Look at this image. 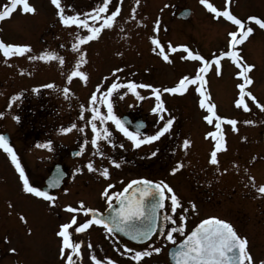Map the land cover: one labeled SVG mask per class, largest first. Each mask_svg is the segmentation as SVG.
Returning <instances> with one entry per match:
<instances>
[{
    "label": "rangeland",
    "instance_id": "1",
    "mask_svg": "<svg viewBox=\"0 0 264 264\" xmlns=\"http://www.w3.org/2000/svg\"><path fill=\"white\" fill-rule=\"evenodd\" d=\"M100 2L101 0H62V6L71 5L70 10L66 9L71 14V12H87ZM116 2L117 0H113V5ZM209 2L219 9H223L225 5V0H209ZM9 3L10 0H0V7ZM30 3L36 6L37 13L23 14L17 10L11 18L0 21V39L5 42L30 44L32 46L31 55H38L45 49L56 51L65 57V64L61 66L55 60L30 61L27 59L29 54L6 59L0 52V112L4 113L0 117V133H9L10 145L20 158L30 182L36 184L48 174L46 165L55 159L56 153L63 154L66 146L69 151L77 147L75 142L79 137L87 138L89 144L79 159L69 156L64 160L71 174L65 181L64 187L54 192L57 196L54 207L41 198L23 192L19 173L12 164L10 156L0 148V264H64L59 254L60 238L56 235L58 226L72 215L63 211L64 206L67 204L77 206L78 201L83 200L87 206L98 208V195L109 183L117 184L120 189L129 178L150 176L151 172L142 170L139 165L120 161L121 166L114 168L116 176L111 175L109 178H104L99 172L90 173L85 167L87 162L93 158L94 152L90 143L93 135L90 127L85 129L84 134L76 129L68 133L56 134L57 131H51L52 128L60 130L62 127L69 126L68 122L72 120L78 127L83 126L90 112L85 111L84 120H80L78 115L75 119V112L80 111L79 106L82 104L88 106L89 97L97 84L107 85L112 82L114 77L110 76V73L114 68H123L122 72L117 73L121 81L130 79L162 87L172 86L181 75L195 72L198 62L181 61L179 59L181 53L170 54L174 62L169 64L151 51L152 45L149 37L153 34L152 29L157 18L161 20V30L158 36L162 43L170 41L173 45L186 44L206 58L212 53L219 54L221 49H225L227 32L235 30V26L223 18L213 19V15L200 4L199 0H140L138 7L136 0H123L121 14L114 27L105 29L98 40L83 46L87 51V63L81 70L89 74V79L85 84L79 78H73L71 82L67 80V75L73 70L77 59V54L71 49V44L78 32L76 27L69 28L60 23L56 16L57 10L50 0H30ZM133 7H137L136 17L130 19ZM186 7L191 8L190 18L178 19L176 15ZM229 7L235 15L242 19H246L249 15L264 18V0H232ZM249 26L254 28V33L240 46L241 54L248 63L256 66L251 73L254 83L249 90L261 102H264V33L252 22H249ZM80 34L83 35L86 32H80ZM60 45L64 47L61 48ZM117 53H122V55ZM221 63L222 76L218 77L214 70L206 75L207 88L217 104L218 114L235 117L242 113L241 120L256 121L253 125H245L244 132L247 139L244 142V154L241 159L244 170L242 174L245 176L237 185L240 193L233 190L234 186L226 181V176L221 177V183L216 182L220 180L219 176H213L215 192L209 197V201L198 197L199 193L190 190L193 187L189 177H178L177 174L171 173L170 168L166 170L168 175L165 182L179 197L189 199L186 202L181 200L184 208H189V201L197 205L195 211L189 208L186 213L184 235L204 218L216 216L229 221L241 219L242 235L248 238L253 257L257 260L264 259V196L258 194L251 186L253 181H250V177L254 178L257 187L264 184V112L257 109L251 102H249L251 112L243 110L241 112V110L232 108L231 101L237 98L236 85L241 82L235 76L238 68L228 58L223 59ZM105 76L109 77L107 81L102 79ZM47 84H53L54 87H44ZM65 87L70 89L67 95L62 91ZM34 89L39 90L34 91ZM138 91L146 97L144 102L137 100L131 93L123 99L114 93L113 102L124 104L125 108L130 103L131 105L145 103L149 107L155 104V98L149 96L148 90L138 89ZM16 95L19 99L12 101L11 98ZM163 98L170 113L176 117V121L182 123L185 129L202 122L203 116L207 114L196 106L199 96L194 87H190L189 92L181 98L168 94H163ZM10 104L11 107H9ZM71 111L74 113H70ZM49 112H52L55 118L51 117ZM68 115L70 116L67 117ZM17 116L19 120L15 119ZM36 122L44 125H39L42 128L39 127L38 130ZM111 125L108 123L109 128ZM189 130L188 128L187 131ZM38 131L44 132V136L60 137L61 142L65 144V146L61 145L63 150L59 151V147L57 148L55 144L56 140L51 149L38 147L34 141L30 140ZM173 136L172 129L170 142ZM167 137L170 135L167 134ZM123 142L126 148L132 145L127 138ZM100 144L105 154L112 153L107 142L101 141ZM133 149L135 151V148ZM138 150L141 152L144 147ZM85 159L88 160L85 161ZM103 160H97L94 163L95 166L99 169L100 164L108 165L109 171L112 172L113 167L110 161L104 158ZM77 168L84 170L77 173L75 171ZM234 184L236 185L237 182ZM64 189H67V192ZM238 194L244 196L239 197ZM204 196L205 194H202V197ZM166 203V211H168V202ZM10 204L11 207H9ZM179 212L180 209L177 210L178 214ZM21 215L26 218L27 224L21 221ZM78 217L85 219L82 214ZM179 223L181 221L177 218V224ZM239 227L241 228L240 225ZM28 228L32 229L31 234L28 233ZM84 235L81 234L79 239L85 238L86 234ZM174 235L177 241L184 236L179 233H174ZM156 238L157 236L154 237ZM85 239L83 243L87 242ZM158 239L155 247L165 244L163 237ZM97 241V245H93V241L88 242L92 248L85 247H88V250L83 252L82 260H78V264H93L90 259L93 253L101 260L106 257L114 259L112 241L102 238ZM170 246L172 244L167 243L160 254L145 258L147 264H171L168 259ZM12 248L16 249L15 253L9 251ZM117 256H120V252ZM127 258L121 257L120 259Z\"/></svg>",
    "mask_w": 264,
    "mask_h": 264
},
{
    "label": "snow or ice",
    "instance_id": "2",
    "mask_svg": "<svg viewBox=\"0 0 264 264\" xmlns=\"http://www.w3.org/2000/svg\"><path fill=\"white\" fill-rule=\"evenodd\" d=\"M50 2L57 10L56 16L60 23L69 28L75 26L78 30L77 35L74 37V42L71 44V49L77 54V59L73 70L67 75V80L71 82L73 78H79L87 84L89 74L81 70L83 65L87 63V51L86 47L83 46H86L89 42L98 40L105 29H112L114 27L117 18L121 14L123 0H117L114 5L113 0H101L97 6L92 7L87 12H71V14L68 11L71 9V5L62 6V0H50ZM199 2L213 15V19L219 20L223 18L235 26V30L227 32L226 50L221 49L219 54L212 53L210 57L206 58L200 52L193 51L186 44L173 45L170 41L162 43L158 36L161 30V20L157 18L152 29L153 34L149 37L152 45L151 51L169 64L174 62L170 54L181 53L179 55L181 61L198 62L195 72L192 74L185 73L180 76L174 85L162 87L130 79L121 81L117 73L122 72L123 68H114L110 73V76L114 77L112 82L107 85L97 84L89 97L88 106L86 107L83 104L79 106L80 120H84L85 111L90 112V116L85 124L78 127L73 122L67 127H62L60 131L68 133L76 129L81 134H84L85 129L90 127L93 134L90 141L94 149L93 154L104 157L105 153L102 150L101 141L107 142L112 147H124L122 143L117 145L113 141L114 131L108 127V123L111 122L114 125V130H118L123 137L131 141L133 148L139 149L142 145L152 144L165 136V134L170 135L172 132L176 117L166 107L163 94L185 95L189 92L190 87H194L199 96L198 105L200 109L207 113L203 116V120L212 128V130L205 133V139H210L213 144L208 162L211 165H218V154L227 151V138L224 125L227 124L233 132L238 133L239 128L237 125L241 121L218 114L217 104L213 101L211 93L207 88L208 80L206 79V75L214 70L218 77L222 76L223 66L221 61L228 58L238 68L235 76L241 81L236 85L238 96L234 100L235 107L245 112H251L252 109L249 103L251 102L257 109L264 112V102H261L249 90L250 86L254 83L251 73L256 66L245 60L241 54L242 48L240 47L254 33V28L249 26V22H254L260 29L264 30V18L258 15H249L246 19L238 17L229 7L232 0H225L223 9L217 8L209 0H199ZM139 5L140 0H136V6L138 7ZM137 7L131 9L130 19H135ZM17 10H20L23 14L37 13L36 6L30 3V0H10L8 5L0 7V21L11 18ZM80 32H86V34L81 35ZM60 47L64 46L60 45ZM0 52H2L6 59L13 56L23 57L25 54H29L27 55V59L30 61L40 60L50 62L55 60L61 66L65 64V57L59 55L56 51L45 49L38 55H31L32 46L27 43L5 42L3 39H0ZM117 54L122 55V53ZM102 79L107 81L109 77L105 76ZM44 87L52 88L54 85L47 84ZM121 89H126V91L120 92L119 90ZM138 89L148 90L149 96L155 98V104L150 111L157 116L156 125L158 128L150 135H145L141 132L142 123L138 124L135 130H131L129 126H126L127 122L114 111L112 99L114 93L120 99L131 93L137 100H145L146 97L141 95ZM38 90L34 89V91ZM57 90L59 91L60 89ZM62 91L67 95L70 89L65 87ZM11 99L12 101H16L19 99V96H13ZM102 106L106 111L101 110ZM9 107H11V104ZM3 115L4 113L0 112V117ZM15 119L19 120L20 118L17 116ZM242 123L244 125H253L256 121L245 119ZM242 139L246 140L247 137H242ZM88 144L89 140L85 138L80 145V151L74 153V155H82ZM191 144L192 141L185 138L180 147L187 151ZM37 146L51 149L52 141L48 140ZM0 148L10 156L12 164L19 173L23 192L41 198L54 207L57 196L48 189L59 187L61 182L60 176L63 173L50 178L46 188L35 186L34 183L30 182L29 176L25 173L20 158L10 145L8 138L2 133H0ZM158 151L159 149L151 151L149 155L155 157ZM108 160L116 168L121 166L120 161L111 156H108ZM183 166V162L177 161L176 166L171 168V173L175 174ZM85 167L90 173L99 172L104 178L110 177L108 167L98 169L92 160H89ZM83 170L82 168H77L75 171L79 173ZM217 171H219V168H217ZM223 171L227 172L228 169L225 168ZM250 181H253L251 186L258 194L264 196V184L257 187L254 183V178L250 177ZM114 188L115 185L109 183L101 192V196L106 201L107 209L110 210L107 215L100 212L99 209L87 206L83 200L78 201L77 206L71 204L64 206L63 211L72 214L71 219L68 222L60 224L56 232L57 237L60 238L59 254L61 259L64 260V264H78V260H82L81 247L83 241L77 242L74 240L73 234L83 233L94 225L102 227L107 235L116 237L117 239L119 233H124L134 241H150L157 234L163 237L165 244L159 247L149 246L137 250L125 245L123 252L119 248L116 249L117 252L128 257L134 264H142L145 258H150L153 254H160L167 243L174 245L169 253L174 264H264V259L257 260L253 257L248 238L239 235L229 221L216 216L202 220L199 225L184 236V239L177 243L174 233L184 235V221L187 220L186 213L189 208L195 211L197 205L195 202L189 201V208H184L180 197L166 182H154L140 178L131 180L120 191H115L113 190ZM64 191L67 192V189H64ZM114 201H118L117 206H114ZM166 201L168 202V211H163L166 207ZM9 207H11V204ZM178 209H180L179 214L177 213ZM81 214L85 219L83 222L78 223L77 217ZM177 218L181 223L177 224ZM20 219L27 224V220L23 215L20 216ZM165 222L171 223L166 224ZM27 231L31 234L32 229L28 228ZM88 247L91 249L92 245L89 243ZM9 251L15 253L16 249L12 248ZM90 259L93 264H118L117 260L110 257L101 260L94 253L91 254Z\"/></svg>",
    "mask_w": 264,
    "mask_h": 264
},
{
    "label": "flooded vegetation",
    "instance_id": "3",
    "mask_svg": "<svg viewBox=\"0 0 264 264\" xmlns=\"http://www.w3.org/2000/svg\"><path fill=\"white\" fill-rule=\"evenodd\" d=\"M119 91L123 92L122 89ZM236 91H237V96H238V90H236ZM141 95H143V94H141ZM176 96L181 98L183 95H176ZM234 100L235 99H233L231 101L232 108H235L238 111L241 110V112H242V109L235 107ZM180 101L181 100H179V102ZM143 102H144V100H143ZM124 106H125L124 104L121 105V104H117L114 102V111L121 118L125 117V119H123V120L127 122L126 126H129L131 130H135L136 127H134V126H136V124L139 122L143 124L140 130L145 135L153 134L157 130V128H158V126L156 125L157 116L155 114L151 113V111H150L151 108L154 106V104L151 107H149L148 104H145V103H138L135 105H131V103H130V105H128V107H126V108ZM196 106H197V108H200L198 103L196 104ZM77 108H78V106H77ZM101 110L106 111V109L103 106L101 107ZM72 112L73 111H71L70 113H72ZM75 113H76L75 119H76V115H78V118H79L80 111H78V112L76 111ZM49 114L51 117H54L52 112L51 113L49 112ZM70 115H68L67 117H69ZM229 118H236V119H238V121H241V123H239L237 125L239 128V132L238 133L233 132L231 130L230 126H228L227 124L224 125V130H225L226 138H227V151H224V152H221L218 154V160H219L218 165H211L208 162L209 161V154H210V151L212 149L213 144H212V141L210 139H205V133L212 130V128L204 120H202V122H198L196 125L189 123L193 126L187 127V129H185V127L182 126L181 122L175 121L174 128H173L174 136H173L171 142H170L171 134H170V137H167V134H165V136L161 137L158 141H155L152 144L142 145L141 147H144V150L141 152H139V150L136 148H135V151L133 148H130L132 145H130V147L128 146V148H126L125 144L123 142L125 137H123V135L121 133H119L118 130H114V125L111 122H109L112 124L110 129H112L114 131V135L112 137L113 141L117 145L122 143L124 145V147L119 148L118 146L112 147L111 145H109L111 150H112V153L105 154L104 157L92 154L93 158L91 160L95 163L97 160L104 161L103 158L108 160V156H111L118 161H121L123 163L126 162V163H130V164L139 165V166H141L142 170L151 172V174L149 173L150 176L143 175V176H137V177L129 178L126 181V183L124 185H122V187L120 189H118V185L115 184V188L113 189L115 191L122 190L123 187H125L128 182H130L131 180H134V179L144 178V179L152 180L154 182L155 181H164L165 182L166 177L168 175L166 173L167 168H170V170H171V168L176 166L177 161H181V162H183L184 166L179 171H177L175 174H177L178 177L179 176L189 177V180L191 182V186L193 187V189H190V190L194 191L196 193H199L198 197L203 198V199L205 198V200L209 201V197L214 195V192H215L213 189L215 186V184L213 182V176L214 175L220 177V180L216 181L217 183L218 182L221 183L220 182V181H222L221 177L226 176V178H225L226 181L234 186L233 190H235L237 193H240L238 188H237V185L240 184L242 177L245 176L244 174H242V172L244 170L242 169L243 161H241L242 155L244 154V142L246 141V140L242 139V137H245V132H244L245 125L242 123L243 120H241L243 118L242 113H239L235 117H229ZM72 121L68 122V123L71 124V123H73ZM35 124H36V128H38V130L40 128H42L39 125H41V126L44 125V124L39 123V122H36ZM188 128L190 129L189 131H187ZM56 129L57 130H54L52 128L51 131H53V132L57 131L56 134L61 132L60 130H58V128H56ZM51 131H49V132H51ZM43 134H44V132L41 133L40 131H38L37 134H35V136H32L30 140L34 141L37 145L40 143H44L48 140H51L52 144H54V141L56 140L55 144L57 145V148L59 147V151L63 150L61 145L65 146V144L61 142L60 137H58V136L57 137H55V136L49 137V136H44ZM185 138L190 139L192 141V144L187 151H185L184 149H182L180 147V145L182 144V141ZM84 139H85L84 136L79 137L77 139V141L75 142L78 146L75 144L77 147H75L74 149L69 151L68 146H66V147H64L65 152L63 154L56 153L55 159H52L51 163H48L46 165V167H47L46 169H47V173H48L46 175V177L51 173V171L54 169V167L57 164H61L62 168L65 169V171H67V174H68L64 180V185H65V181L67 179H69L71 171H70L68 164L65 163L64 160L66 158L68 159L69 156H71V158H73L72 157V151L73 150H79L80 151V145L82 144ZM156 149H159L157 155L155 157H151L149 155V153L151 151L156 150ZM80 156H82V155H79V156L74 157V158L79 159ZM86 160H88V159H85V161ZM104 166H105V164H100L99 169H102ZM105 167H108V165H106ZM112 167H113V169H112V172H110V176L111 175L116 176L115 175L116 173L114 171V168H116V167H114V166H112ZM155 167H156V169H155ZM217 168H219V171H217ZM225 168L228 169L227 172L223 171ZM131 171H133V169H131ZM46 177H44L43 180L40 181L39 183H37V184L34 183V185L44 188L46 186V182H45ZM178 182H180V181H178ZM235 182H237L236 185L234 184ZM64 185L61 188H63ZM60 189H58V190H60ZM51 192L54 193L55 191H51ZM202 194H205V196L202 197ZM207 194H211V195L207 196ZM231 196H233V195H231ZM237 196L243 197L244 195L240 196V194H238ZM227 198H229V197H227ZM180 199L182 200V202L183 201L186 202L189 200L188 198H186L187 200H185V198H183L182 196H180ZM98 200H99V207L96 209H99L100 212L104 213L107 209L106 201L101 196V194L98 195ZM166 202H165V204L167 205ZM166 210L167 209L165 207V209L163 211H166ZM70 219L71 218H69L66 222H68ZM83 220L84 219H82V217H77L78 223L83 222ZM227 221H229V220H227ZM234 221L231 220L229 222L234 226V228L237 230L238 234L243 236L242 235L243 225L241 223V219L239 221H235V222ZM165 223L170 224L171 222H165ZM239 225L241 226V228L239 227ZM81 234L83 236H85L84 234H86V237H85L86 239L85 238L79 239ZM156 236H157L156 239L153 238L150 242H148L146 244L139 245V244L132 243L131 241L125 239L124 237H122L120 235H118V239L116 237L109 236L105 233V231L103 230L102 227L95 226V225L83 233H74L73 234V238L77 242L83 241L84 239L87 240L86 243L82 244V247H81L82 255H83L84 251L88 250V247L85 248L86 246H88V242L93 241L92 244L97 245L98 244L97 240L100 238L105 239V240L110 239L112 241V246L114 249V254H113L114 259L118 261V264H134V262L131 261L130 259H129V261H127L128 258L127 259H120L121 257H126V256L120 254V256L118 257L117 256L118 252L116 251L117 248H119L121 250V252H123L125 245H127V247H129V248H134L137 250L144 248V247L154 246L156 244V240L158 238L160 239V237H161L159 234H157ZM183 237L180 238L179 241L181 239H183ZM142 264H147L146 259H144Z\"/></svg>",
    "mask_w": 264,
    "mask_h": 264
},
{
    "label": "water",
    "instance_id": "4",
    "mask_svg": "<svg viewBox=\"0 0 264 264\" xmlns=\"http://www.w3.org/2000/svg\"><path fill=\"white\" fill-rule=\"evenodd\" d=\"M190 15H191V9L187 7V8L182 9V10H181L176 16H177V18H179V19H184V20H186V19H188V18L190 17ZM122 119H125V117L122 118ZM138 124H141V123H140V122L137 123L136 126H137ZM142 125H143V124H142ZM136 126H134V127H136ZM2 134H4V135L8 138V141H9V143H10V142H11V138H10L9 134H8L7 132H3ZM263 139H264V134H263ZM76 152H78V151L73 152V156H77V155H74V153H76ZM61 173H63V175L60 176V180H61V182H60V185H59V187H58V188H60V187L63 185V183H64V179H65L67 173H66V171L62 168V165H59V164H57V165L54 167V169L51 171V173H50V174L47 176V178L45 179L46 186H45L44 188L47 187V183H48V180H49L50 178H54V177H56L57 175H60ZM58 188L48 189V190H49V191H52V190H56V189H58ZM117 205H118V201H115V202H114V206H117ZM108 211H110V210L106 209V211L104 212V214L107 215ZM199 224H200V223H199ZM199 224H198V225H199ZM195 227H196V226H195ZM195 227H194V228H195ZM194 228H193V229H194ZM193 229H192V230H193ZM192 230H191V231H192ZM191 231H190V232H191ZM190 232H189V233H190ZM118 235L124 237L125 239L131 241V242L134 243V244H145V243L148 242V241H134V240H132L129 236L125 235L124 233H119ZM178 243H179V242H178ZM173 247H174V246L170 247L169 250H168V258H169V262H170L171 264H174V261H173L172 258L170 257L169 253H170V251L173 249Z\"/></svg>",
    "mask_w": 264,
    "mask_h": 264
}]
</instances>
